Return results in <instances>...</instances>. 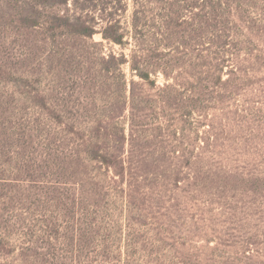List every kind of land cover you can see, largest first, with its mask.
<instances>
[{
	"label": "trees",
	"instance_id": "1",
	"mask_svg": "<svg viewBox=\"0 0 264 264\" xmlns=\"http://www.w3.org/2000/svg\"><path fill=\"white\" fill-rule=\"evenodd\" d=\"M24 1L0 18L20 13L50 42L53 86L30 130L24 176L7 180L43 186L44 200L59 206L64 187L83 202L108 183L124 201L128 228H148L171 254L188 243L187 227L191 264H264L247 221L254 214L239 211L264 204V0H32L29 15ZM95 34L129 53H103ZM74 73L79 88L114 82L113 104L83 121L66 89ZM27 140L17 138L23 153ZM0 199L23 208L3 190ZM10 239L0 233V264H51L33 239L16 260ZM137 244L133 233L125 239L123 264H146L134 259Z\"/></svg>",
	"mask_w": 264,
	"mask_h": 264
},
{
	"label": "rangeland",
	"instance_id": "2",
	"mask_svg": "<svg viewBox=\"0 0 264 264\" xmlns=\"http://www.w3.org/2000/svg\"><path fill=\"white\" fill-rule=\"evenodd\" d=\"M15 1L0 0V17L4 15L7 18V14L16 13L10 11V6ZM29 1L32 0L24 1L23 6L27 9H22L24 15H29ZM129 14L130 9L123 20L128 19ZM21 18L20 13L8 22L0 18V182L6 185H0V191L3 190L13 204L23 206L21 210H12L11 207L7 209L3 204L8 206L9 200L3 203L0 199V233L9 234L10 242L15 247L13 258H17L27 240L33 239L40 248L38 256L44 255L45 260L48 263L50 260L51 264H123L125 239L128 236L130 238L133 233V238L139 244L135 260L146 264H181L184 258L191 264L193 242L188 240L191 239L189 228L186 227V231L182 233L188 243L183 247L178 246L177 252L171 254L154 241L148 228H128L124 201L118 190L108 183L100 186L102 188H98L83 202H80L79 195L74 194L71 187H64V194L61 195L65 197L62 198L64 206H59L56 200H44L45 197L39 193L43 186L27 187L28 182L7 180H13L18 174L22 178L24 176V161H29L32 157L30 130L41 116V96L45 92L49 94L53 86L47 69L50 42H44V35L27 27ZM92 40L102 42V52L105 54L129 53L130 47L121 50L118 45L102 41L99 34L93 35ZM77 46L82 47L78 43ZM87 52L97 58L95 48L87 46ZM124 73L130 80L128 67H125ZM76 75L74 73L73 80L66 89L72 95L71 101L83 113L82 120L87 121L90 120L89 113L92 110L98 111L113 104L116 84L106 80L105 86L100 90L98 84L91 81L84 88H79ZM223 77H226L224 73ZM156 78V84L162 86V75L158 74ZM133 80L138 79L133 77ZM125 127L127 129L126 124ZM35 135L33 132V139ZM18 137L29 139L25 144V153L18 148ZM49 187L51 186H47L46 192L50 199H54L56 193ZM29 195L30 198H27ZM25 199L28 201L23 204L22 200ZM239 211L254 214L247 221L256 226L257 239L262 243L257 248L260 254L257 261L264 263V204L243 207ZM188 213V216L191 215ZM190 225L187 218L186 226ZM180 242H183V238H180ZM144 255L147 257L144 258Z\"/></svg>",
	"mask_w": 264,
	"mask_h": 264
}]
</instances>
